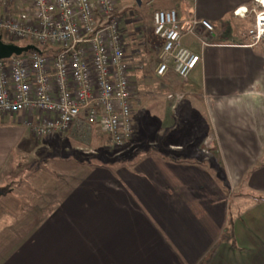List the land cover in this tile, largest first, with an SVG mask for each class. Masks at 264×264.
Returning a JSON list of instances; mask_svg holds the SVG:
<instances>
[{
	"label": "crops",
	"instance_id": "1",
	"mask_svg": "<svg viewBox=\"0 0 264 264\" xmlns=\"http://www.w3.org/2000/svg\"><path fill=\"white\" fill-rule=\"evenodd\" d=\"M159 5L181 21L213 26L195 23L182 34L200 56L188 76L179 80L169 70L162 77L177 94L178 113L202 117L198 144L176 132L158 102L169 104L163 95L154 99L157 139L127 162L67 156L32 169L13 198L15 211H0L15 225L0 230V264H264V39L249 45L246 34L264 0ZM27 119L0 116V172L29 143ZM208 140L214 168L205 164ZM200 151L206 155L197 157Z\"/></svg>",
	"mask_w": 264,
	"mask_h": 264
},
{
	"label": "built area",
	"instance_id": "2",
	"mask_svg": "<svg viewBox=\"0 0 264 264\" xmlns=\"http://www.w3.org/2000/svg\"><path fill=\"white\" fill-rule=\"evenodd\" d=\"M120 1L26 0L21 12L0 16V32L48 47L0 59V116L27 114L33 136L62 133L82 118L113 144L129 140L134 126L116 11ZM151 20L158 40L154 74L163 77L171 70L185 79L200 56L181 36L195 23L209 31L212 24L181 21L174 8L153 10ZM246 34L249 45L264 39V6Z\"/></svg>",
	"mask_w": 264,
	"mask_h": 264
},
{
	"label": "rangeland",
	"instance_id": "3",
	"mask_svg": "<svg viewBox=\"0 0 264 264\" xmlns=\"http://www.w3.org/2000/svg\"><path fill=\"white\" fill-rule=\"evenodd\" d=\"M160 1L141 0V3L136 5L135 0H123L116 5L123 38L122 57L128 75L130 107L134 126L131 138L122 144H113L95 124L85 125L82 121L74 122L66 131L59 134L40 137L31 135L28 144H23L15 154H11L7 158L5 169L0 172V179L4 180L1 189L7 191L6 197H0V211H15L18 204L13 198L22 192L27 179L31 173L35 172L31 170L45 165L49 161L54 160L53 165H57L60 164L57 160L70 156L71 160L109 164L127 162L139 155L142 148L148 147V142L157 139L159 134L157 130L159 124L156 119L161 120V117L155 106L156 100L154 101L158 96L164 95L165 99L169 100L167 105L164 100L158 102L164 107L166 114H171L170 123L176 127V132L180 133V136L190 135L193 143L196 140L198 144V138L203 132L199 129V125L202 129L206 126L202 117L193 119L183 115L188 111L186 108H183V114H179L178 102H174V100H178L176 92L169 90V85L162 81L164 78L154 74L158 40L151 36L150 17L153 10L163 7L159 5ZM25 2L26 0H0V16H11L21 12L27 6ZM2 38L5 41H12L16 45H22L28 41L7 36L6 33H2ZM38 48L42 50L48 47L39 46ZM161 93L162 95H160ZM194 106L196 112L198 103ZM174 131L169 133V138L174 135ZM197 135L199 137L194 139ZM171 141L180 142L181 140L178 138ZM202 146L206 148V154L211 155L209 152L212 153V156H208L211 160L205 164L209 168L211 166L214 168L212 160L216 157L211 140L203 143ZM195 147H201V144ZM195 154L197 157L206 155L204 152ZM38 177L40 176L37 175ZM234 196L235 192L230 194L231 199ZM32 206H37V203H33ZM7 224L10 225L8 227L15 228L13 220L4 219L3 215H0L2 233L6 232Z\"/></svg>",
	"mask_w": 264,
	"mask_h": 264
},
{
	"label": "water",
	"instance_id": "4",
	"mask_svg": "<svg viewBox=\"0 0 264 264\" xmlns=\"http://www.w3.org/2000/svg\"><path fill=\"white\" fill-rule=\"evenodd\" d=\"M137 4L140 3V0H135ZM38 50L36 46L33 44H26V45H16L13 43H4L0 40V59L7 58L11 55H19L21 52H25L27 50ZM4 192L0 189V195Z\"/></svg>",
	"mask_w": 264,
	"mask_h": 264
},
{
	"label": "trees",
	"instance_id": "5",
	"mask_svg": "<svg viewBox=\"0 0 264 264\" xmlns=\"http://www.w3.org/2000/svg\"><path fill=\"white\" fill-rule=\"evenodd\" d=\"M2 33L3 32H0V40L2 41V42H4V43H13L12 41H5L3 38H2ZM14 44V43H13ZM26 44H34L33 42H31V41H27L25 44H22V46L23 45H26ZM80 119V118H79ZM81 121L83 122V120H82V118H81ZM107 137V136H106ZM108 138V137H107Z\"/></svg>",
	"mask_w": 264,
	"mask_h": 264
}]
</instances>
